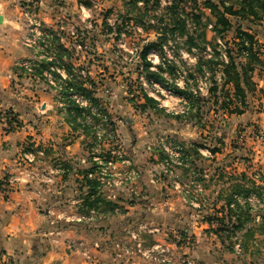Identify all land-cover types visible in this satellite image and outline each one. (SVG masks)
Instances as JSON below:
<instances>
[{
    "label": "crops",
    "instance_id": "0c3cea01",
    "mask_svg": "<svg viewBox=\"0 0 264 264\" xmlns=\"http://www.w3.org/2000/svg\"><path fill=\"white\" fill-rule=\"evenodd\" d=\"M127 6L124 4L122 9L118 6L121 10L117 13L119 18L127 19L126 25L133 26L134 16ZM82 7L85 6L78 0H42L41 17L53 34L61 18H66L76 29L87 27L85 15L89 11ZM110 9L105 10L99 23L112 34L116 23L110 24L109 17L116 11ZM201 11L208 16L207 9ZM115 21L120 22L118 18ZM254 27L250 23L247 28L241 27L254 36L259 49L263 48L255 50L258 58L251 64L249 86L241 83L243 102L231 83L222 82L211 96L214 119L225 123L221 136L197 138L202 133L201 127L194 118L186 117L161 125L159 120H154L157 128L150 132L144 121L146 111L163 110L145 106L141 111L139 107H131L132 117L123 118V123L129 126L127 135L121 136L130 168L117 166L138 172L136 190L140 197L134 199L124 188H103L100 194L105 202H96L95 196L85 198L88 190L85 172L92 166L90 143L94 141L88 124L97 123L98 119L89 114L93 122L88 123L75 115L69 101L63 105L57 100L54 87L42 76L46 60H39L34 76L15 66L19 60L38 59L34 50L22 43L27 30L17 0H0V111L11 112L18 122V127L12 130L0 125V264L6 261L12 264H263L262 255L253 258V251L264 254V231L259 228L260 223L252 215L253 221L246 229H233L245 219L233 203L243 206L241 200L248 194L259 195L264 191V35ZM142 31L144 46L158 41L159 29ZM94 36L89 40L84 35L96 44L94 56L76 49L75 40L67 39L66 35V39L55 36L56 40L51 42L57 49L65 48L66 55L58 56L64 66L65 56L68 58V84L89 93L111 118L122 112L133 91L125 90L124 97L116 83L118 78L112 74L111 80H107L98 57L104 54L109 40L106 35ZM232 37L222 40L230 46L236 41L235 33ZM205 40L211 43L206 36ZM240 62L245 64L247 60L242 58ZM73 65L87 70L85 80L77 74L73 77ZM142 66L134 69L137 76ZM105 87L117 95H106ZM135 98L139 106L146 103L144 98ZM236 109L239 112H233ZM255 132L261 136L256 137ZM239 135L244 136L242 143L238 142ZM161 137L181 145L191 157L188 167L175 169L176 186L163 172L165 154L158 143ZM150 144L153 146L148 149ZM32 148L43 150L44 156L29 163L24 153ZM56 164H61L65 171L54 175L51 183L38 179L29 182L28 168L42 172ZM254 170L262 174L259 181L252 178ZM8 178L14 181L10 190L5 191L1 182ZM112 195L116 198H110ZM117 205L119 212L114 211ZM90 209L98 213L94 221L72 218ZM57 216L63 219L57 220ZM51 220L56 222L52 224ZM255 224L257 228L253 227Z\"/></svg>",
    "mask_w": 264,
    "mask_h": 264
},
{
    "label": "built area",
    "instance_id": "2783aa9c",
    "mask_svg": "<svg viewBox=\"0 0 264 264\" xmlns=\"http://www.w3.org/2000/svg\"><path fill=\"white\" fill-rule=\"evenodd\" d=\"M59 4H61V2H59ZM17 5L20 9L25 29L27 30V34L22 39V43L24 46L34 50L38 60H19L15 63V66L18 67L24 74L34 76L37 68L39 67V60H46L47 66L43 70L42 76L51 86L57 88V85L54 82L55 79L53 77V73L58 74V90H61L62 85H66L65 81L68 78L67 69L59 62L57 53L55 52V48L51 41H55L56 37L59 39H66V35L67 39L69 37L75 40L74 46L76 49L86 53L89 52L91 48L90 42L86 40L82 33L78 32L71 22H67L66 18H61V22L58 30L55 31V34L48 31V27L44 25V21L41 17L42 0H17ZM91 6L92 4H90L89 7H82V10H88ZM209 27L211 28L212 26L209 25ZM113 34L117 40L116 42H121L122 39L126 38L125 30L121 31L119 35L115 33ZM183 39L184 37L176 36L173 42L183 46V44H185L186 37L185 41ZM169 43L171 42L168 41L166 44L168 45ZM166 44H164L161 49H152L147 53V61L151 63L149 70L161 74L164 81L160 82L154 79H147L144 75H138V86L134 87L131 86L132 84L127 83L124 87L126 90H132L133 92L136 91V96L141 98H151L155 102L157 109H161L165 113H170L176 117H184L194 111V101L196 99L210 98L209 89L213 86V83L209 72L204 71L203 74L199 75L195 73V71L193 72L190 69L187 70L182 67L180 61L175 58L178 57L185 60L187 57L191 56L197 63L199 56H197L195 50L198 49L191 48L188 50L187 48V52L186 50L183 51L180 48L179 51H177L178 55H176L173 50L174 47L168 49ZM245 45H248V43H245ZM206 49H209V47L207 46ZM228 49L229 45L222 41V39L218 38L216 41V50L219 52L218 58L221 62H227L228 57L226 52ZM137 52L138 51L136 50L135 54H137ZM161 52H163V56L161 55ZM202 55L203 54H201V56ZM245 56L246 54L242 52L241 59L245 58ZM206 57L209 59L212 57V49ZM170 65L173 67L172 74H169L167 71V68ZM159 66L162 67V71H159ZM73 72L76 73L82 80H85L88 76L85 68H78L77 70L74 68ZM52 78L54 80H52ZM103 91L106 95H114L110 89L103 88ZM68 92L70 100L73 101L74 104H76L79 108L90 109L89 112L91 115L98 119L97 123H91L93 122L91 117L86 116L85 118L88 123H91V126L90 124L88 125L90 126L94 136L90 152L94 171L89 173L87 177L95 179L98 182L97 190L99 193H101L103 188H124L128 190L129 195L134 199L139 198L140 192L136 190L138 172L135 169H119L117 166L118 164H121L130 168V163L126 158V151L123 148V144L118 138H116L118 135H114V132H117V130H115L114 121L105 116L103 109L100 106L93 105L92 101L86 98L77 88L71 86L68 88ZM133 92L130 94V97H133ZM0 125H3L6 130H12L18 127V122L11 112L0 111ZM107 126L110 127L111 131H106V129L103 128ZM255 134L256 137L261 136L259 132H255ZM243 141L244 136L239 135L238 142L242 143ZM158 143L165 154V158L163 160V172L166 175L167 180L176 186L174 176L175 169L182 166L188 167L191 157L187 155L185 149L181 145L169 142L165 137L158 139ZM152 146L153 144H150L148 149H151ZM24 156L30 163L34 162L37 157H43L44 152L38 148H32L27 150V152L24 153ZM64 171L65 169L61 164H56L55 166H51L47 169V171L42 172L28 168L26 176L29 178V182L38 179L42 180L45 184H49L52 182L54 175L63 174ZM261 175L262 174L259 170H254L252 178L259 181L261 179ZM13 181V178L2 180L1 187L5 191H9ZM191 183L195 184L193 182ZM197 188H199V186ZM110 198L115 199L116 197L115 195H112ZM241 202V204L249 205L250 213L254 216L255 222L261 223L264 221V191L261 192L260 196L250 194L241 200ZM114 211L119 212L120 207L117 205ZM97 214L98 213L95 209H90L86 214L80 216H77L78 214H76L72 218L76 221H94ZM49 215L53 216L50 211ZM56 218L57 220L63 219L61 216H57ZM68 220L71 221L70 216H68ZM55 222V220H51L52 224ZM133 238H135V236H133ZM3 264L12 263L6 261Z\"/></svg>",
    "mask_w": 264,
    "mask_h": 264
},
{
    "label": "rangeland",
    "instance_id": "374dc122",
    "mask_svg": "<svg viewBox=\"0 0 264 264\" xmlns=\"http://www.w3.org/2000/svg\"><path fill=\"white\" fill-rule=\"evenodd\" d=\"M86 1V0H83ZM89 2V4H92V6L90 7V9H88V14L85 15V25L87 24V27H77L79 33H83V35H86L87 38H89V40H93L94 39V35L99 34V36H107V40H109V42H107V44H105L104 46V54L100 55L103 56V58H101L100 56L98 57V61H101L99 64H101L105 70H106V78L107 80H111V78L113 77L112 74L115 75V77L118 78L119 81H116V83H119L120 85V89L121 91L124 93V97H125V84H132L131 86H138V76L134 73L136 69L137 65H142L143 62L140 58V50L142 48V46H144L145 42L143 41L142 36H145V34L143 33V31L141 30V28L144 29V26L141 25H145L147 28L154 25L158 28H163V26L166 25L167 22H169L170 17L167 18L168 14L166 13L165 8L167 6H170L172 4L175 5H180L181 7H179V9H184L185 10V14H187L186 16L188 17L187 19V23H188V27H189V34H191L193 36V38H197V36L200 33H204L205 36L211 40L210 44L207 45L209 47V49H206V53L205 51H202L200 49L195 50L197 53V56H201V54H203L202 56H204L206 59V56L210 53L211 49L216 46V42L212 43V40L215 37H218L214 34V32L211 30V28L208 27L206 29H204L203 24L201 25H197V21L193 20L192 14H196V9H194L195 5L198 7V10H203V4L205 0H149V2L147 3V7L143 5L144 0H141L142 3L138 4L136 7L139 11L135 10L133 12V16H137V22L142 18L141 22L142 24L139 25L134 21V25H124L123 28L120 27L121 31L126 32V38L122 39L121 42H116L117 40L115 39L114 34H109L108 29L104 28L103 25H100V20H102V17L105 15L104 13L106 12L105 10H107V8H112L115 9V13H112L113 15L109 17L110 21L109 23H116L117 21H115L118 18V21L121 22V17L119 18V14L117 13L119 10L122 9V6H127L128 10L129 8L131 9L133 7V1L132 0H87ZM106 2H107V7L106 6ZM111 6V7H110ZM118 6H120L121 9L117 8ZM144 6V8H143ZM201 8V9H199ZM111 10V9H110ZM201 12V11H200ZM206 12V11H205ZM104 14V15H103ZM202 14V13H201ZM206 14H208V17L212 20L215 21V17L209 15L208 11L206 12ZM200 15V14H199ZM124 16V15H123ZM170 16V15H169ZM135 18V17H134ZM229 20H231L232 22V30L228 31L227 33L223 34L224 40H232L233 39V35L235 33V28L239 25L240 27H248L249 23L253 25H257L254 27V30L262 33V35H264V19L261 20L260 22H255V24L251 23V22H247L246 20H241V19H237L236 17H228ZM99 20V21H96ZM160 20H164L163 24L160 23ZM95 21V22H94ZM203 21H205V19L203 18ZM243 22V23H240ZM195 23V24H194ZM102 24V23H101ZM161 24V25H160ZM241 24V25H240ZM247 24V25H246ZM112 28L114 25H110ZM135 26H138L137 29ZM116 26H114L115 29ZM113 29V30H114ZM156 29V28H154ZM147 30V29H144ZM219 38V37H218ZM175 37L173 39H169V41L171 43H169L167 45L168 49H171L172 47L174 50V53L176 55H178L177 51H179V49L181 48L183 51H187L188 48V44L185 43L183 44V42L185 41V37H184V41L182 42L183 46H180L181 44H175L174 41ZM111 40V42H110ZM223 41V40H222ZM195 43H199L200 41H194ZM91 44V48L89 50V55L94 56V54L96 53V51L94 52L95 43H90ZM55 47V52L57 53V58L59 59V54L60 56H64L66 55V53H63L65 48L63 46H61L60 49H57V45H54ZM202 45H200L201 47ZM206 46V47H207ZM259 49V47H255V50ZM100 50V49H99ZM136 50L138 51L137 54H135ZM210 50V51H208ZM188 52V51H187ZM63 53V54H62ZM173 53V54H174ZM261 53V52H260ZM138 55V56H137ZM161 55L163 56V52H161ZM262 55V53H261ZM135 56H137L138 58H136ZM190 57V59H189ZM187 57L185 60H182L178 57L177 60L180 61L181 66L184 67L185 69H190L193 72L195 71V73L201 75L200 73H198L195 69L196 67V61L189 56ZM97 57H94V60L96 61ZM65 59L67 60V64H68V58L67 56H65ZM59 62H62L61 60ZM100 65V66H101ZM212 65V64H211ZM66 66V65H65ZM74 66V65H73ZM81 65H76L73 68H75L76 70L78 68H80ZM170 67H172V65H170ZM212 68L215 66H211ZM142 69V68H141ZM216 69L219 70V66L216 67ZM68 74V71H67ZM140 75V74H139ZM216 78H218V80H220V75L216 74L215 75ZM73 77L76 78V73L73 72ZM52 80H54L52 78ZM68 81V78L66 79V82ZM54 82L57 85V88H54L55 91H53V93L55 94V96L57 97V100L62 103L64 105L65 103V97L61 94L59 89V84H58V80H54ZM221 83V81H220ZM108 88V87H105ZM114 94V96H116V92H114L113 89L109 88ZM136 93H133V97H129V101L126 102V105L122 108V112L118 113L117 115L113 117L111 115V119L114 121L115 123V130H117V132H114V135L116 134V136L118 135V138L120 140V142L123 144V148H124V142L122 140H124V138L122 139V135H127V131L129 126L127 124H125V122L123 123V118H130L132 117V109L131 107H133V109L138 108V101L135 98ZM116 98V97H115ZM130 98L132 99V101H130ZM135 98V100H134ZM130 103V104H128ZM61 105V106H63ZM200 106V107H199ZM199 106H195L194 111H192L191 113H189L188 115L184 116L186 118H194L196 122H198L199 126L201 127V135H197V138H202V139H206L208 137H216L217 136H221L220 134H222L224 128H225V123L222 120H215L213 117V111L215 110L214 105L212 104V101L207 102L206 104L200 103ZM199 108V109H198ZM145 117V126L146 127H150V132H153L156 130L157 127H154V120H159V124H164V122H172V121H177L179 122L182 121L180 118V116L176 117L175 115H172L170 113H165L164 111L161 112H156L153 109H148L146 111V114L144 115ZM184 119V118H182ZM217 121V122H216ZM176 122V123H177ZM91 126V124H90ZM110 126V125H109ZM103 127L104 129H106V131H111L110 127ZM144 126V127H145ZM112 129V127H111ZM92 131V130H90ZM212 135H209L211 134ZM217 138V137H216ZM129 140V137L126 136V140ZM209 143V142H208ZM207 143V144H208ZM90 146L91 143H90ZM77 212V211H76ZM80 215H84V214H78L77 216ZM226 226V225H225ZM258 225L255 224V226L253 225V227L257 228ZM226 237L228 238V235H226ZM259 255H262V257L264 258V254L262 251L256 252L253 251V258H257ZM264 264V263H263Z\"/></svg>",
    "mask_w": 264,
    "mask_h": 264
},
{
    "label": "trees",
    "instance_id": "16d2710c",
    "mask_svg": "<svg viewBox=\"0 0 264 264\" xmlns=\"http://www.w3.org/2000/svg\"><path fill=\"white\" fill-rule=\"evenodd\" d=\"M132 1L134 4L133 7L130 9L132 13L135 10L139 11L136 8L138 5V2L140 3L143 2V5L146 7H147V3L149 2V0H144L142 2L141 0H132ZM78 2L85 7L90 6L87 0L86 1L78 0ZM203 5H204L203 8L207 9L210 12V15L215 17V21H212L201 10L200 12L197 9L196 5L194 6L195 7L194 9H197L195 10L196 14H192L193 20L197 21V25L203 24L204 29H206L208 25H211L212 26L211 30L220 39H223L224 33H227L233 28L232 22L231 20H229L228 17H236L237 19L246 20L251 23L260 22L264 18V0H205ZM179 7L181 6L178 4L177 5L172 4L165 8L166 13L168 14L167 18L168 17L170 18H168L169 22H167L166 25L163 26V28H158L154 25L148 27V28L159 29L160 31H157V32L159 33L160 36L156 43H149L148 45H145L143 47L142 52H140L141 53L140 58L143 62V66H142V69H140L139 74L144 75L147 79H154L160 82L164 81L161 74L152 72L149 70L151 63L147 61L146 56H145L146 52L149 49H152V48L161 49V47L164 44L168 43L169 39H173L176 36L186 37L185 43L188 44V50H190L191 48H196V49H200L202 52V51H205L206 46L210 44L205 40L204 33H200L197 36V38H193V36L189 34L190 30H189L188 23H187V19H188V17L186 16L187 14H185L184 9H179ZM134 17H135L133 18L134 21L137 24L141 25L142 18L137 22L136 21L138 19L137 16H134ZM203 18L205 19V21H203ZM126 20L127 19L125 17H122L121 22H116L115 29L114 30L110 29L112 33L119 35L121 33L120 27L121 28L124 27V25L126 24L125 23ZM163 22L164 20H160L161 24H163ZM141 26H144V29H148L145 25H141ZM141 29L144 30L143 28ZM235 36H236V41L232 45L229 46V49L226 52L227 57H228V60L226 63L221 62L219 60L218 58L219 52L216 50V46L212 48V57L210 59H206L204 56L199 57L196 63L195 69L200 74H203L204 71L209 72L213 86H211L209 89L210 98L196 99L194 101V107L199 106L200 103L206 104L207 102H210L213 92H215L219 88L220 86L219 84H223L222 82H224V84H228V83L233 84L236 95H238V97H240L241 101L243 102L244 95L242 93L243 91L241 88V83H244L246 87L249 86V81H250L249 73L252 71L251 64L254 63V61H257V58H258L256 56L257 52H255V47H257V45L255 42L254 36L250 34L249 32L242 30V28L239 25L235 28ZM197 40H199L200 42L195 43L194 41H197ZM245 43H248V45H245ZM200 45L202 46L200 47ZM242 52L246 54L245 59L247 60V62L245 64H242L240 62ZM211 66H215V67L212 68ZM217 66H219V70L216 69ZM158 68H159V71H162V67L159 66ZM66 69L68 71V64L66 65ZM167 71L169 74H172L173 67L168 66ZM216 74H220V76H222V78H220L221 80H218V78H216L215 76ZM53 77L55 80L59 79V75L56 73H53ZM65 83L66 85L64 84L62 85L60 92L65 97L66 105L68 104V101H69L73 105V108H74L73 110H74L75 115H78V117H81V119L83 118L82 120L85 121L86 115L87 116L89 114L91 115L90 112L88 113L90 109L79 108L76 104H74L73 101L70 100V96L68 94L69 93L68 88L71 86L76 88V86L74 84H68V81L67 82L65 81ZM78 90L81 93H83L86 98L90 99L93 105L98 106L96 105V101L91 97L89 93H86V91H83L81 89H78ZM144 100L146 101V103L139 106V109L141 111L145 110V106H150L152 108L156 107L155 102L151 98L144 97ZM233 112H239V110L236 109ZM103 113L105 116L109 117V115L104 110H103ZM84 127L88 128L86 124H84ZM93 171H94V167L91 166V168L85 172V178H86L85 181H86V184L88 185L87 195H85V198H89L90 196H95L96 202L98 201L105 202L103 201L101 194L97 190L98 182L95 179H90L87 177L88 174ZM260 194L261 192L259 193L258 196H260ZM85 201L88 202V200H85ZM88 204L90 205L89 202ZM233 204H234V209L237 211V213L245 217V219L240 223V225L238 224L239 226L238 225L233 226V229L234 230L235 228L246 229V227H248L247 224L252 223L253 221V217L250 213L249 205L244 204L243 206H241L240 204L235 203V202ZM259 228L264 231V221L260 223ZM247 230L249 231L250 228Z\"/></svg>",
    "mask_w": 264,
    "mask_h": 264
}]
</instances>
